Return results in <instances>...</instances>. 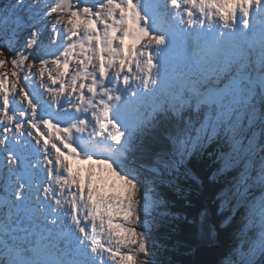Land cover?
<instances>
[{"label":"snow or ice","instance_id":"6c2138e0","mask_svg":"<svg viewBox=\"0 0 264 264\" xmlns=\"http://www.w3.org/2000/svg\"><path fill=\"white\" fill-rule=\"evenodd\" d=\"M181 222L264 264V0H0V264H176Z\"/></svg>","mask_w":264,"mask_h":264},{"label":"trees","instance_id":"16d2710c","mask_svg":"<svg viewBox=\"0 0 264 264\" xmlns=\"http://www.w3.org/2000/svg\"><path fill=\"white\" fill-rule=\"evenodd\" d=\"M191 166L193 172L197 176H199L202 181V184L199 188H196V186L189 187V192L191 193L193 199L192 210L193 212H195L196 209L200 208L201 204L207 205L212 200V188L210 186L212 182H209L208 178L210 179L214 168H209L201 159H194ZM216 182L219 183V181ZM190 183L191 182H189V184ZM175 210L178 212L185 211L183 203L179 199L176 200ZM236 219L238 221L239 217H237ZM179 227L181 229V234L186 238L192 251L189 254L187 249L179 250L175 251L174 254H171L167 257V259L175 260L176 264H192L194 253L198 246H200L201 244L208 246L216 243L219 244L222 248V262L226 254L233 246L232 229L230 227L219 230L214 240H203V242L202 240L192 235L191 233L193 230L190 227L185 226L182 222L179 224Z\"/></svg>","mask_w":264,"mask_h":264},{"label":"water","instance_id":"95a60500","mask_svg":"<svg viewBox=\"0 0 264 264\" xmlns=\"http://www.w3.org/2000/svg\"><path fill=\"white\" fill-rule=\"evenodd\" d=\"M222 248L219 244L198 246L192 264H221Z\"/></svg>","mask_w":264,"mask_h":264},{"label":"rangeland","instance_id":"374dc122","mask_svg":"<svg viewBox=\"0 0 264 264\" xmlns=\"http://www.w3.org/2000/svg\"><path fill=\"white\" fill-rule=\"evenodd\" d=\"M203 162H205L206 163V165L209 167V168H214V165H213V162L211 161V160H207L206 158H202L201 159ZM208 180H209V182L211 181L209 178H208ZM202 242H203V240H202ZM200 246H207V245H203V244H201ZM221 259H222V257H221Z\"/></svg>","mask_w":264,"mask_h":264}]
</instances>
